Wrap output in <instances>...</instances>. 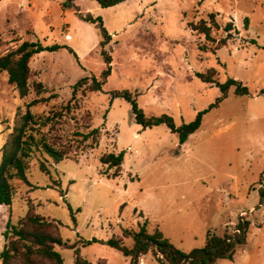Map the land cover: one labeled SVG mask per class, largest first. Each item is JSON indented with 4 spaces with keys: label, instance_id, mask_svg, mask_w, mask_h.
Here are the masks:
<instances>
[{
    "label": "rangeland",
    "instance_id": "obj_1",
    "mask_svg": "<svg viewBox=\"0 0 264 264\" xmlns=\"http://www.w3.org/2000/svg\"><path fill=\"white\" fill-rule=\"evenodd\" d=\"M34 7L36 14L30 12ZM89 13L103 19L111 36L104 49L100 29L82 17ZM212 13L220 26L212 34L216 43L188 26L209 21ZM228 23L235 29L227 46L214 53L228 35ZM24 42L61 47L31 60L32 80L45 85L44 98L54 96L31 108L36 116L68 102L80 79H101L106 55L112 70L103 91L78 92L79 109L52 133L71 142V157L54 164L38 152L30 161V184L14 183L12 205L0 207V254L8 223L17 225L33 210L61 224L64 242L74 247L57 246L65 264H75L77 249L91 264H131L116 249L83 242L122 238L144 223L149 233L161 230L183 252L203 249L210 231L219 235L224 228L233 234L241 229L245 243L237 247L234 260L217 264H264V96H259L264 90V0H131L107 9L93 0H75L72 7L66 0H0V57ZM209 71H215L214 84L198 77ZM230 79L249 94L237 95L232 87L209 110L223 96L218 84ZM117 91L132 92L147 117L168 115L177 127L208 112L200 129L181 145L166 125H138L131 105L112 97ZM34 98L20 99L7 72L0 73V163L4 145ZM88 127L102 131L94 150L84 149L77 135L89 132ZM122 152V175L109 177L115 169L103 165L102 156ZM41 161L49 176L41 172ZM133 244L124 239L125 247ZM139 264L160 263L149 253Z\"/></svg>",
    "mask_w": 264,
    "mask_h": 264
},
{
    "label": "trees",
    "instance_id": "obj_2",
    "mask_svg": "<svg viewBox=\"0 0 264 264\" xmlns=\"http://www.w3.org/2000/svg\"><path fill=\"white\" fill-rule=\"evenodd\" d=\"M104 9L112 8L130 0H93ZM75 0H66L69 7L74 5ZM218 14V13H217ZM216 14L209 15V21L201 20L199 23H189L188 26L199 35L211 43H216L212 34L214 29H220L215 20ZM87 22L97 25L103 36V49L111 40V36L106 29L101 17H93L90 13L82 16ZM248 28V19L245 20ZM235 29L233 23H228L224 28L228 33L227 37L217 42L214 53L224 46H227L231 32ZM61 47L54 45L44 47L40 43L24 42L7 54L0 57V73L7 72L8 83L15 87L22 100L27 99L32 94L35 98L26 104V113L22 120L15 127L12 137L2 149V159L0 163V207L11 206L14 196V183L20 181L30 184L27 173L30 168V161L36 153L47 155L54 164H59L71 157L73 152L70 141L64 142L62 136L52 134L60 129L61 121L79 109L78 92L83 96L87 93L103 91V85L111 75V59L106 55L107 67L104 70L101 79L96 77H85L80 79L72 87L71 99L62 104L57 110H52L47 115L36 116L31 108L41 103L47 102L51 97L44 98L48 93L47 88L42 82L32 80L31 60L35 55L43 52H55ZM103 53L106 52L103 50ZM198 77L207 83H215V71H209L207 74H198ZM91 81V82H90ZM223 91V96L211 105L209 110L216 108L224 99L232 87H235L237 95H248L249 90L241 82L234 79L228 80L224 85L218 84ZM259 96H264V90L259 92ZM113 98H123L131 105V113L134 121L143 128H153L160 125H166L172 133L179 135L181 145H184L189 138L195 134L201 127L202 118L208 110L198 114L196 120L189 124L177 127L174 119L168 115L160 117H147L144 111L139 107L137 97L129 91L113 92ZM91 117V115H89ZM47 129V130H45ZM89 132L78 133L84 149L94 150L99 146L102 137L100 128L88 127ZM124 152L120 154L109 153L101 158V163L109 170L115 169V172L109 177L117 178L122 175V165L124 163ZM40 170L46 175H50V170L46 162H40ZM261 182H264L262 176ZM260 205L264 204V187L260 191ZM72 213V219L76 224L77 219L72 207L69 205ZM80 211V210H78ZM245 223V227H247ZM61 224L55 220H49L30 210L17 225L11 226L9 222L7 230L4 233L6 246L0 254L2 264H65L62 255L56 250L57 246L65 248H74L64 242L61 235ZM236 233H230L224 228L222 234L217 235L213 231L208 233L207 244L203 249H196L191 252H183L175 248L169 239L165 238L163 232L156 229L154 233L147 231V223L141 226L140 231L126 230L123 237H113L108 241L94 239L84 241V245L92 243H102L121 252L125 257L131 258V264H139V260L152 253L160 264H217L219 260H234L236 249L245 243L243 230L236 229ZM124 239H133L132 248L124 246ZM75 264H91L88 260L80 256V250H75ZM98 264H106L98 263Z\"/></svg>",
    "mask_w": 264,
    "mask_h": 264
},
{
    "label": "crops",
    "instance_id": "obj_3",
    "mask_svg": "<svg viewBox=\"0 0 264 264\" xmlns=\"http://www.w3.org/2000/svg\"><path fill=\"white\" fill-rule=\"evenodd\" d=\"M56 2H58V3H63L64 2V0H55ZM131 1V0H130ZM130 1H127V2H130ZM127 2H125V3H127ZM122 4H124V3H122ZM121 5V4H120ZM117 6H119V5H117ZM116 7V6H115ZM30 12L31 13H33V14H36L37 13V10H36V8L34 7V8H31V10H30ZM67 37H69V39H67ZM65 40L66 41H69V42H71V38H70V36H66L65 37Z\"/></svg>",
    "mask_w": 264,
    "mask_h": 264
},
{
    "label": "built area",
    "instance_id": "obj_4",
    "mask_svg": "<svg viewBox=\"0 0 264 264\" xmlns=\"http://www.w3.org/2000/svg\"><path fill=\"white\" fill-rule=\"evenodd\" d=\"M59 1V0H58ZM67 39H69V37H67Z\"/></svg>",
    "mask_w": 264,
    "mask_h": 264
}]
</instances>
